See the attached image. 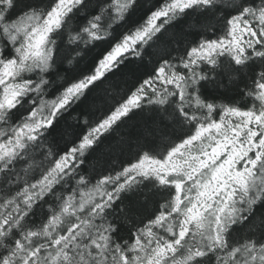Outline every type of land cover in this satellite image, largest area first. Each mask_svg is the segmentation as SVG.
Returning a JSON list of instances; mask_svg holds the SVG:
<instances>
[{
    "label": "snow or ice",
    "instance_id": "1",
    "mask_svg": "<svg viewBox=\"0 0 264 264\" xmlns=\"http://www.w3.org/2000/svg\"><path fill=\"white\" fill-rule=\"evenodd\" d=\"M0 264H264V0H0Z\"/></svg>",
    "mask_w": 264,
    "mask_h": 264
}]
</instances>
